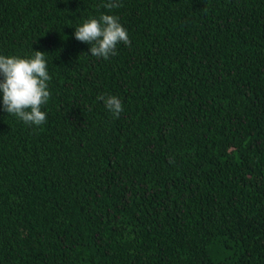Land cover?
<instances>
[{"label":"trees","instance_id":"16d2710c","mask_svg":"<svg viewBox=\"0 0 264 264\" xmlns=\"http://www.w3.org/2000/svg\"><path fill=\"white\" fill-rule=\"evenodd\" d=\"M106 2L0 0L51 77L40 126L0 102V264H264V0ZM101 13L107 60L73 35Z\"/></svg>","mask_w":264,"mask_h":264},{"label":"clouds","instance_id":"9594fccd","mask_svg":"<svg viewBox=\"0 0 264 264\" xmlns=\"http://www.w3.org/2000/svg\"><path fill=\"white\" fill-rule=\"evenodd\" d=\"M109 11L121 7L120 0H108L102 5ZM74 38L89 45L92 56L107 60L117 54V45H130L127 29L115 15L101 13L98 18L87 17L74 28ZM51 77L45 53L32 50L30 56L0 55V102L2 110L25 125L40 126L47 120L42 110L50 100L48 82ZM105 108L118 117L123 111L116 96H98Z\"/></svg>","mask_w":264,"mask_h":264}]
</instances>
